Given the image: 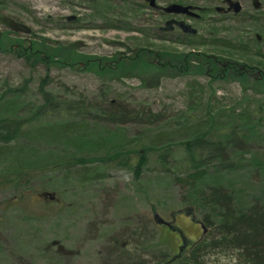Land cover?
<instances>
[{"label": "rangeland", "instance_id": "rangeland-1", "mask_svg": "<svg viewBox=\"0 0 264 264\" xmlns=\"http://www.w3.org/2000/svg\"><path fill=\"white\" fill-rule=\"evenodd\" d=\"M167 1L157 0L160 6ZM237 1L243 9L235 16H224L217 34L218 46L196 47L197 52L193 53L189 46L159 41L152 36L157 17L152 7H140V2L148 0L118 3L114 0L112 12L93 10V6H98L97 0H2L0 15L14 17L27 24L32 32H12L0 22L3 34L0 43H18L29 51L40 50L53 66L46 71L38 65L30 72L22 59L0 53V94L7 84L18 86L24 77L31 75L33 80L24 102L29 107L39 104L42 100L38 90L40 79L48 72L51 81L47 89L60 99L93 105L104 98L122 97L132 106L147 105L166 116L188 111L189 85L193 80L205 87L201 97L204 104L210 94L224 105L219 107L228 110L242 94L262 100L264 94L255 96L254 92L264 89V47L255 46L254 39L261 35L264 40V0ZM254 1L260 2L259 7ZM209 2L214 4L216 0ZM128 7L138 8V14L126 11ZM74 16L75 22L68 20ZM247 41L251 43L250 48L240 53L222 43L239 46V42ZM187 70L202 75L180 76L187 74ZM159 78L158 88L141 87L142 80L152 82ZM216 78L227 81H213ZM104 80L111 82L104 83ZM194 114L197 117L206 112L199 109ZM228 114L225 112L222 119L228 120ZM49 120V116L44 117L31 123L29 128ZM179 124L172 122V126ZM121 126L126 127L125 146L144 130L141 124ZM155 133L139 136L138 146L142 147ZM253 145L246 159L238 160L237 171L222 177V182L234 191L243 206L264 200V173L255 172L253 164L256 160L264 166V134L258 135ZM59 150L43 148L30 156L50 159ZM174 157L182 160V149L177 148ZM153 164L151 159L146 175L138 179L125 169H111L105 163L95 164L93 172L103 179L91 173L87 180H81L72 167L69 172L66 169L39 171L25 188L23 199L19 197L21 190L0 191V264H109L120 252H134L136 242L138 250L143 247L140 238L129 241L127 236L132 233L144 239L145 234L153 232L152 242H160L170 256L185 254L202 238L203 228L198 220L209 210L189 209L185 189L154 169ZM45 191L55 192L59 201L40 197ZM155 213L165 223H159ZM46 253L54 256L44 257ZM215 258L211 264L236 263L230 256Z\"/></svg>", "mask_w": 264, "mask_h": 264}, {"label": "trees", "instance_id": "trees-1", "mask_svg": "<svg viewBox=\"0 0 264 264\" xmlns=\"http://www.w3.org/2000/svg\"><path fill=\"white\" fill-rule=\"evenodd\" d=\"M103 6H108L107 11L112 12V3ZM126 11H135L137 15L139 9L128 7ZM142 32L145 34L144 30ZM2 35L0 32V39ZM254 40L255 46H261L257 37ZM222 43L239 53L248 51L251 46L249 41L239 42V46ZM38 51H29L18 43H0V53L22 59L30 72L38 65L50 70L53 64ZM257 54L253 55L259 56ZM32 80L30 75L18 86L7 84L0 94V191L21 190V200L26 197L25 188L39 171L66 169L69 172L70 167L76 168L81 180H87L91 173L93 177L101 178L93 173L95 164L100 163L108 164L111 169H125L138 179L146 175L149 162L154 159V169L185 189L191 205L189 209L209 210L200 219L206 232L188 252L177 257L170 256L160 242H152L153 232L145 234L144 239L142 235L132 233L127 236L129 241L143 239L142 252L134 245V252H120L109 264H211L213 257L220 256L232 257L235 264H264V200L243 206L234 191L222 182L223 175L237 171L240 162L253 151L254 139L264 134V99L256 97L253 100L242 94L228 110L219 107L222 102L210 94L204 104L201 97L205 87L193 80L189 85L188 111L166 116L147 105L132 106L122 97L104 98L93 105L60 99L47 89L51 81L47 72L38 87L42 100L29 107L24 96ZM159 80H142L141 87L158 88ZM109 82L104 80V83ZM260 90L254 95L263 96L264 89ZM102 92L107 94L105 89ZM199 109L206 114L196 117L194 112ZM225 112L230 113L226 121L222 119ZM47 116L50 120L46 124L29 128L31 123ZM174 121L180 124L172 126ZM129 123L144 126L139 132L141 137L156 133L142 147L137 144L139 136L125 146L126 127L121 125ZM43 148L61 150L57 156L53 153L50 159L30 156ZM177 148L184 152L180 161L174 157ZM253 164L255 172L264 173L260 162L253 160Z\"/></svg>", "mask_w": 264, "mask_h": 264}, {"label": "flooded vegetation", "instance_id": "flooded-vegetation-1", "mask_svg": "<svg viewBox=\"0 0 264 264\" xmlns=\"http://www.w3.org/2000/svg\"><path fill=\"white\" fill-rule=\"evenodd\" d=\"M114 0H97V7H92L93 10H106L103 6L105 3L108 5ZM118 2H125L129 0H115ZM201 2L205 4H200ZM235 2L237 0H223L221 3L210 4L209 0H169L164 3V6H160L157 0H153V4L148 0L147 3L140 2V7H152L154 14L157 17L153 22V32L152 36L159 41H172L174 43H180L191 47L190 52L196 53V47L204 46H218V41L220 38L217 36L219 34V27L221 21L225 18L224 16L232 15L235 16L239 14L243 7L241 2V10L239 12L235 11ZM256 4V7H259L260 2H253ZM178 4L184 7L189 8L187 13H177L170 12L168 8L173 5ZM108 7V6H107ZM216 12L217 14H215ZM77 17H71L68 20L75 22ZM169 22L171 23V28H168ZM183 22L184 26H189L192 31H185L183 26L179 24ZM32 32V31H31ZM31 34V33H30ZM258 40L263 44L261 35H257ZM201 52V51H198ZM217 62L219 60L215 58ZM200 73H192L190 70H187V74L184 76H197ZM202 75V74H200ZM183 76V75H180ZM99 78L101 76H98ZM264 77V75H262ZM223 78L215 79V82L223 81ZM41 195V194H39ZM48 198V197H44ZM54 201H59V198H55ZM44 257H53V254L46 253ZM58 258V257H57Z\"/></svg>", "mask_w": 264, "mask_h": 264}, {"label": "water", "instance_id": "water-1", "mask_svg": "<svg viewBox=\"0 0 264 264\" xmlns=\"http://www.w3.org/2000/svg\"><path fill=\"white\" fill-rule=\"evenodd\" d=\"M151 4H153V0H151ZM168 10L170 12L187 13L189 8L184 7L182 5L173 4L168 8ZM240 10H241L240 3L235 2V11L239 12ZM0 22L10 30H13L16 32H23L26 34L31 33V28L27 24H24V23L16 20L14 17H11L9 15L1 14L0 15ZM171 23L172 22H169L168 28H171ZM179 24L183 26V29L185 31H192V30H190L191 28L189 26H184L183 22H179ZM47 195H49L50 197L53 198V194L47 193ZM155 217L157 218L159 223H165V221L159 216V214L155 213Z\"/></svg>", "mask_w": 264, "mask_h": 264}, {"label": "bare ground", "instance_id": "bare-ground-1", "mask_svg": "<svg viewBox=\"0 0 264 264\" xmlns=\"http://www.w3.org/2000/svg\"><path fill=\"white\" fill-rule=\"evenodd\" d=\"M143 239H141L140 241H142ZM142 243V242H141ZM136 245L138 246L137 242H136ZM138 248V247H137ZM139 252H142V247L141 249L139 250Z\"/></svg>", "mask_w": 264, "mask_h": 264}]
</instances>
